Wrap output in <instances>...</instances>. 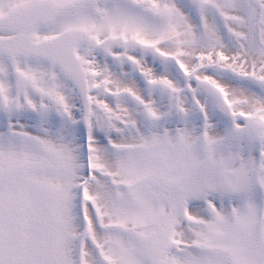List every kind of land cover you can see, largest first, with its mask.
<instances>
[{
  "label": "snow or ice",
  "instance_id": "6c2138e0",
  "mask_svg": "<svg viewBox=\"0 0 264 264\" xmlns=\"http://www.w3.org/2000/svg\"><path fill=\"white\" fill-rule=\"evenodd\" d=\"M0 264H264V0H0Z\"/></svg>",
  "mask_w": 264,
  "mask_h": 264
}]
</instances>
